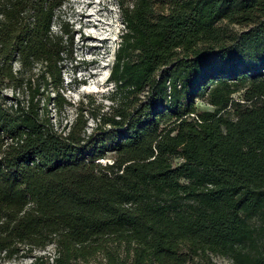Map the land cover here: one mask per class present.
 Masks as SVG:
<instances>
[{"label": "trees", "instance_id": "16d2710c", "mask_svg": "<svg viewBox=\"0 0 264 264\" xmlns=\"http://www.w3.org/2000/svg\"><path fill=\"white\" fill-rule=\"evenodd\" d=\"M64 2L0 0V262L264 264V0L120 1L112 104L58 131Z\"/></svg>", "mask_w": 264, "mask_h": 264}, {"label": "rangeland", "instance_id": "374dc122", "mask_svg": "<svg viewBox=\"0 0 264 264\" xmlns=\"http://www.w3.org/2000/svg\"><path fill=\"white\" fill-rule=\"evenodd\" d=\"M120 1L130 0H65L58 11L61 22L73 35L72 58L64 60L62 68V93L71 102L61 113H56L51 107L52 121L58 131L72 119L75 114L74 106L80 102L86 105L91 99L89 109L94 113L108 110L112 101L109 98L111 84L107 77L119 44L122 22L120 18ZM225 25L229 31H238L236 24H227L226 20L218 23ZM58 29V23L53 24ZM10 95V90H5ZM17 97H21L18 93ZM235 99L240 98V92L233 94ZM200 109H211V106L202 100H196ZM87 119L86 132L95 125L96 119L91 113H84ZM64 131V130H62ZM53 245L44 249H34L26 254L19 253L10 259H4L0 264H31L35 255H52ZM123 255V254H122ZM76 264H105L102 255H96L87 261H78ZM190 264H233L231 260L207 252L206 255L195 254Z\"/></svg>", "mask_w": 264, "mask_h": 264}, {"label": "built area", "instance_id": "2783aa9c", "mask_svg": "<svg viewBox=\"0 0 264 264\" xmlns=\"http://www.w3.org/2000/svg\"><path fill=\"white\" fill-rule=\"evenodd\" d=\"M99 160L102 161V162H108V163L112 162L111 159H109V158H107V159H99Z\"/></svg>", "mask_w": 264, "mask_h": 264}, {"label": "clouds", "instance_id": "9594fccd", "mask_svg": "<svg viewBox=\"0 0 264 264\" xmlns=\"http://www.w3.org/2000/svg\"><path fill=\"white\" fill-rule=\"evenodd\" d=\"M122 28H123V24H122ZM108 78H109V76H108ZM108 80V79H107ZM108 83H110L109 81H108ZM111 84V83H110Z\"/></svg>", "mask_w": 264, "mask_h": 264}]
</instances>
